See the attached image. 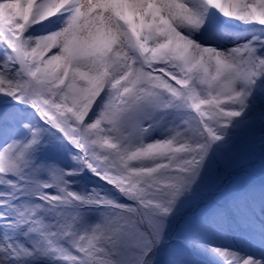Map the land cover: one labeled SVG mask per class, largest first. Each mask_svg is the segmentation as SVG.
I'll return each mask as SVG.
<instances>
[{
    "label": "snow or ice",
    "instance_id": "6c2138e0",
    "mask_svg": "<svg viewBox=\"0 0 264 264\" xmlns=\"http://www.w3.org/2000/svg\"><path fill=\"white\" fill-rule=\"evenodd\" d=\"M264 0H0V264H264Z\"/></svg>",
    "mask_w": 264,
    "mask_h": 264
},
{
    "label": "rangeland",
    "instance_id": "374dc122",
    "mask_svg": "<svg viewBox=\"0 0 264 264\" xmlns=\"http://www.w3.org/2000/svg\"><path fill=\"white\" fill-rule=\"evenodd\" d=\"M244 143L251 145L253 154L243 167L225 169L224 162L220 164V171L223 173L224 181L222 187H227L233 181L251 182L257 185L264 179L261 174V148L259 144V133L255 137L245 138Z\"/></svg>",
    "mask_w": 264,
    "mask_h": 264
}]
</instances>
